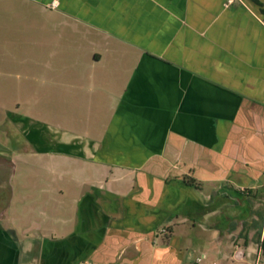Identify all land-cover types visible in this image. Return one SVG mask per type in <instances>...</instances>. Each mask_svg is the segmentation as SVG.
<instances>
[{
	"label": "crops",
	"instance_id": "obj_1",
	"mask_svg": "<svg viewBox=\"0 0 264 264\" xmlns=\"http://www.w3.org/2000/svg\"><path fill=\"white\" fill-rule=\"evenodd\" d=\"M259 1L0 0V75L32 60L34 106L67 124L8 112L0 264L255 259Z\"/></svg>",
	"mask_w": 264,
	"mask_h": 264
},
{
	"label": "rangeland",
	"instance_id": "obj_2",
	"mask_svg": "<svg viewBox=\"0 0 264 264\" xmlns=\"http://www.w3.org/2000/svg\"><path fill=\"white\" fill-rule=\"evenodd\" d=\"M31 49V48H30ZM20 62V61H19ZM12 63V64H11ZM8 71H4L0 75V83H3L0 90V142L5 143L6 147L13 148V139L9 138L3 132L8 131L12 133L13 124L10 121L9 113H13L25 119L31 120H47L50 119L49 125H58L61 127H67V124L53 122L55 118H49V107L47 106H34V94L33 88L37 84L34 77V64L32 60H24L22 64L17 65V60H9L7 65ZM79 126V124H76ZM73 124V127H76ZM7 157H12L6 153ZM14 160L16 156L12 157ZM26 162H33V158L28 156L22 157ZM1 161V157H0ZM256 248V247H255ZM255 259L245 257L242 264H255ZM206 262L208 260H205ZM258 264H264V255L262 252L258 258Z\"/></svg>",
	"mask_w": 264,
	"mask_h": 264
},
{
	"label": "trees",
	"instance_id": "obj_3",
	"mask_svg": "<svg viewBox=\"0 0 264 264\" xmlns=\"http://www.w3.org/2000/svg\"><path fill=\"white\" fill-rule=\"evenodd\" d=\"M251 1L254 2L256 5H258L259 7L262 8V3L259 0H251ZM260 11L264 14V10L263 9H261ZM259 219H260V222L261 223H259V224H257V223L253 224L254 228H257L253 239H254L255 243L259 246L262 254L264 255V240L263 241H260L259 240V238H260L261 225L264 222V216L262 218L260 217Z\"/></svg>",
	"mask_w": 264,
	"mask_h": 264
},
{
	"label": "built area",
	"instance_id": "obj_4",
	"mask_svg": "<svg viewBox=\"0 0 264 264\" xmlns=\"http://www.w3.org/2000/svg\"><path fill=\"white\" fill-rule=\"evenodd\" d=\"M231 1L232 0H228V3H231ZM259 240L260 241L264 240V223H263L262 228H261ZM260 253H261V250H260V248L258 246L257 260H256L255 264H258V258H259ZM194 264H210V263H205L203 256H197V257L194 258Z\"/></svg>",
	"mask_w": 264,
	"mask_h": 264
},
{
	"label": "water",
	"instance_id": "obj_5",
	"mask_svg": "<svg viewBox=\"0 0 264 264\" xmlns=\"http://www.w3.org/2000/svg\"><path fill=\"white\" fill-rule=\"evenodd\" d=\"M241 253V252H240Z\"/></svg>",
	"mask_w": 264,
	"mask_h": 264
}]
</instances>
